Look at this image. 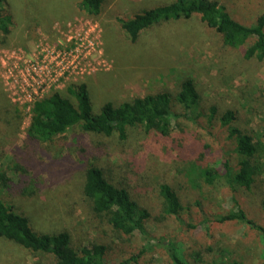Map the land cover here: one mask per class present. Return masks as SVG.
<instances>
[{
	"label": "rangeland",
	"instance_id": "1",
	"mask_svg": "<svg viewBox=\"0 0 264 264\" xmlns=\"http://www.w3.org/2000/svg\"><path fill=\"white\" fill-rule=\"evenodd\" d=\"M172 1L104 0L100 14L93 17L82 10L81 0H0V9L11 17L8 32L0 31V195L11 194L1 183L14 185L15 192L21 190L19 195L24 197L19 202L18 194L12 199L34 227L41 224L67 231L73 247L104 244L107 264L126 260V264H168L165 247L153 240L119 239L103 219L93 216L81 192L85 166L78 168L72 162L81 152L94 153L84 161L86 167L101 165L112 182L129 187L153 217L146 223L147 230L158 240L166 239L164 245L169 240L188 251L190 264H229L232 260L260 264L264 242L255 229L236 221H215L233 208L223 180L208 185L197 174L188 176L184 171L198 156L219 172L225 171L224 159L236 170L239 158L230 152L224 132L214 128L217 121L210 128L203 115L196 129L184 123V129L180 126L184 132L178 130L169 138L145 134L139 127L129 129L123 141L76 128L51 143L31 142L26 137L27 104L13 96L17 87L8 74L17 61L19 67L28 60L37 65L54 60L61 67L72 62L75 70H69L44 96L53 91L66 95L69 84L84 83L93 113L107 100L172 92L181 79L190 77L201 93L199 105L205 109L214 105L217 112L235 111V125L258 145L254 158L263 172L249 189L240 188L239 195L250 218L261 224L264 63L245 60L239 49L224 46L220 34L198 15L146 29L133 43L117 24V17L130 18L136 11ZM212 1L245 26H252L264 8V0ZM69 51L73 57H62ZM175 137L184 141L181 151L174 152ZM161 183L170 185L179 197L182 209L176 217L162 215ZM140 250L134 262L130 257ZM38 259L0 238V264H32Z\"/></svg>",
	"mask_w": 264,
	"mask_h": 264
},
{
	"label": "trees",
	"instance_id": "2",
	"mask_svg": "<svg viewBox=\"0 0 264 264\" xmlns=\"http://www.w3.org/2000/svg\"><path fill=\"white\" fill-rule=\"evenodd\" d=\"M103 3L104 0L80 2L82 10L93 17L100 14ZM192 15H198L201 22L220 34L224 46L239 49L243 59L264 63V8L252 26L236 22L222 6L212 0H173L168 4L136 11L130 18L117 17L116 21L121 31L133 43L146 29L168 21L188 19ZM10 19L9 14L0 9L1 33L8 32ZM65 93L63 95L59 91H53L30 105L26 128L28 140L51 143L57 136L76 128L84 133L115 136L123 141L127 138L128 130L134 127L141 128L145 134L156 133L169 138L178 130L183 133L180 126L184 129V123L196 129L195 124L203 115L206 116L207 126L210 128L217 121L214 128L224 132L223 137L229 143L230 152H234L239 158L236 170L229 165L228 159H224L221 165L225 171L219 172L214 165L206 163L203 156H198L184 168L185 174H197L208 185L222 179L230 191L233 208L218 215L215 221L246 224L255 229L264 242V198L260 202L262 221L258 224L242 206L239 195L240 188L249 189L263 172L254 158L258 145L249 134L235 125V111L227 109L217 112L214 105L207 109L199 105L201 93L192 78L181 79L172 92L161 90L119 102L107 100L98 113L92 112L89 92L84 83L69 84ZM175 139L177 148L174 147V152L179 151L184 143L183 139ZM88 156L95 155L81 152L72 165L78 168L85 166L86 175L81 192L93 216L103 219L119 239L153 240L157 246L165 247L168 264H190L188 251L182 250L177 243L169 244V240L164 245L166 239L158 240L147 230L146 223L151 222L153 217L146 207L138 203L129 187L112 182L106 175L107 170L101 165L94 163L87 164L86 167L84 161ZM79 160H82V164ZM22 170L25 169L21 168L20 171ZM1 186L11 193V197L0 195V238L38 255L39 259L32 264H107V248L104 244L73 247L67 231L55 230L41 224L34 227L28 216L18 207V203L12 199L18 194L19 202L24 197L19 195L21 190L16 193L14 185L6 182L1 183ZM158 195L161 199L162 215L178 216L182 207L173 188L161 183L158 185ZM141 253L142 250L130 258L136 262ZM126 263L127 260L121 262ZM229 264L240 263L232 260ZM260 264H264V261Z\"/></svg>",
	"mask_w": 264,
	"mask_h": 264
},
{
	"label": "built area",
	"instance_id": "3",
	"mask_svg": "<svg viewBox=\"0 0 264 264\" xmlns=\"http://www.w3.org/2000/svg\"><path fill=\"white\" fill-rule=\"evenodd\" d=\"M59 57V54L55 56L57 59ZM62 57L67 59L73 56L69 51L63 53ZM69 70H75L72 62L66 67H61L54 60L49 62L43 61L40 65H37L32 60H28L24 62L23 67H19L17 61L8 71L14 85L17 87V91L12 94L18 101L27 104V108L29 109L30 105L35 100L41 99L50 87L55 86L60 79L71 73ZM8 81L10 80L8 79Z\"/></svg>",
	"mask_w": 264,
	"mask_h": 264
}]
</instances>
